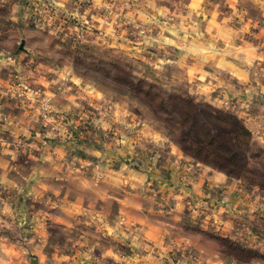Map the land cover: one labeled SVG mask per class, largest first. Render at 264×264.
Segmentation results:
<instances>
[{
    "label": "crops",
    "instance_id": "obj_1",
    "mask_svg": "<svg viewBox=\"0 0 264 264\" xmlns=\"http://www.w3.org/2000/svg\"><path fill=\"white\" fill-rule=\"evenodd\" d=\"M230 2L0 0V263L248 264L224 239L264 256V192L104 99L66 51L127 50L140 27L148 62L182 68L191 93L264 95V68L253 75L235 56L250 45L216 41Z\"/></svg>",
    "mask_w": 264,
    "mask_h": 264
},
{
    "label": "rangeland",
    "instance_id": "obj_2",
    "mask_svg": "<svg viewBox=\"0 0 264 264\" xmlns=\"http://www.w3.org/2000/svg\"><path fill=\"white\" fill-rule=\"evenodd\" d=\"M217 8L218 21L222 28L216 30V41H233L234 45H238L235 49L241 47V45L249 44L250 46L244 47L243 52L239 49L235 56L246 61L249 73L253 74L260 71V69L264 68V62L262 58H257V56L264 54V0H232V2L223 3ZM226 27H229L230 30L225 29ZM133 29H136V37L133 38L134 40L125 41L127 42V50L119 49L110 41H106V43H101L100 41H74L66 51L71 54L75 70L82 74L89 85L104 92V99L121 104L136 121L143 122V124L149 125L161 134L166 135L184 154L191 158L193 157L183 151L181 145L176 141L178 140L177 133L169 131L164 124L156 120L150 114L142 99L117 92L118 87L124 86L116 84V81L111 79V76L115 74V70L108 64H119L120 62L119 65L134 78L132 79L133 83L138 78L154 82L153 79L157 77L160 78V83L152 84L166 94L185 95L195 102L209 104L215 109L234 115L250 130L252 152L254 150L257 152L256 156L251 160L249 168L252 171L264 174V160L260 157H264V142L262 141L264 134V106L257 107L256 104H261V101H264V95L257 90L252 95L241 92L228 93L227 84L222 85L220 92L210 98L200 93H191L188 91L189 82L184 77L182 68L171 64L159 68L148 62L147 57L150 53L145 54L143 52L142 43L146 32L140 27H133ZM132 33L133 31L130 30L126 38H132ZM147 33H149V30ZM128 47L130 48L128 49ZM218 50H221L220 45H218ZM217 54L219 55V52ZM107 69L110 72L106 75L104 71H107ZM225 75L229 80V73L226 72ZM251 100L255 101L253 106L248 102ZM140 126L141 124H138L136 128ZM122 161L127 162V159L124 157ZM262 181L264 182V178ZM239 183L248 188L251 187L248 181L241 180ZM4 231L10 233L8 236H10V240L14 244H20L16 240L18 236L15 227L8 226L4 228ZM223 243L225 249L232 256L247 261L248 264H264L263 255L246 252L238 246H233L226 239H224ZM27 256L30 258V255Z\"/></svg>",
    "mask_w": 264,
    "mask_h": 264
},
{
    "label": "trees",
    "instance_id": "obj_3",
    "mask_svg": "<svg viewBox=\"0 0 264 264\" xmlns=\"http://www.w3.org/2000/svg\"><path fill=\"white\" fill-rule=\"evenodd\" d=\"M119 64H108L115 70L111 79L124 86L118 87L117 92L142 99L156 120L177 133L176 141L183 151L196 161L223 171L238 181H248L251 187L264 192V174L249 168L257 152H252L251 132L240 119L209 104L195 102L188 96L166 94L152 84L160 83L157 78L153 79L154 82L138 78L133 83L134 78ZM105 72L107 75L110 71ZM260 157L264 160L263 156Z\"/></svg>",
    "mask_w": 264,
    "mask_h": 264
},
{
    "label": "water",
    "instance_id": "obj_4",
    "mask_svg": "<svg viewBox=\"0 0 264 264\" xmlns=\"http://www.w3.org/2000/svg\"><path fill=\"white\" fill-rule=\"evenodd\" d=\"M22 45H23V41H21V42H20V45H19V49H21V50L23 49ZM124 162H125V161H124Z\"/></svg>",
    "mask_w": 264,
    "mask_h": 264
},
{
    "label": "built area",
    "instance_id": "obj_5",
    "mask_svg": "<svg viewBox=\"0 0 264 264\" xmlns=\"http://www.w3.org/2000/svg\"><path fill=\"white\" fill-rule=\"evenodd\" d=\"M50 118H51V117H50ZM22 142H23V141H22V140H20V141H19V144H22Z\"/></svg>",
    "mask_w": 264,
    "mask_h": 264
}]
</instances>
